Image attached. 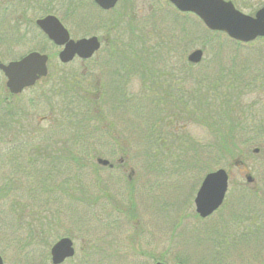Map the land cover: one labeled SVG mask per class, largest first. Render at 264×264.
I'll return each mask as SVG.
<instances>
[{
    "label": "rangeland",
    "instance_id": "obj_1",
    "mask_svg": "<svg viewBox=\"0 0 264 264\" xmlns=\"http://www.w3.org/2000/svg\"><path fill=\"white\" fill-rule=\"evenodd\" d=\"M27 1H31L32 6L26 11H22L21 8L14 10L15 4L7 5L4 12H0V22L33 20L50 13L58 17L72 38L85 35L104 37L105 40L108 35L112 38V44L102 40L95 59L101 66L94 67L85 79H90L92 86L97 82V88L105 91L103 97L100 95L101 112L105 121L117 124L123 137L125 123L130 122L138 126L136 135L143 133V124L130 111L109 109L114 102L109 98L112 87L110 81L117 80L118 77L107 75L111 74L113 65L106 63L104 55L115 53L122 56L121 50L126 51V43H133L138 47V42L145 38H149L147 44L152 46L158 42L167 44L162 55L179 56L173 58L170 65H174L179 71H191L195 76L192 78L194 80L206 77L204 82L210 86L217 74L222 75V72L226 73L231 67L232 73H235L233 77L238 78L235 79L237 92L233 89L230 92L233 91L239 96L236 102L239 107L240 104L244 107L243 113L241 112L244 123L233 157L226 154L221 157L215 155L214 138L197 122L187 123L184 129L178 127L180 130L178 133L183 139L171 143L168 151L161 150L158 141L143 136L141 138L139 135L137 138L132 137V141H126L127 145L123 141L118 143L122 151L130 150L126 153L129 156L127 163L133 167L135 173L133 183L137 184L138 202L141 203L142 200L145 210L139 212L137 221L119 213H113L110 218H102L101 221L98 206L59 200L60 191L46 193L40 188L41 176H44V173H40L41 170L35 173L31 160H28L33 156L30 149L31 139L34 138L30 133L39 117L48 115L50 109L46 101L45 103L39 99L37 90L26 91L14 97L13 101L17 102L16 110L20 113L18 115L16 112L17 119L19 118L25 126V132L16 133L12 138L0 137V172H4L5 183L12 182L10 185L12 190H9L4 201L0 202V232L3 231L5 241H9L8 244L0 243L2 250L0 251L4 253L5 260L10 264L13 261H18L19 264H40L47 256L49 262L50 243L60 237L69 236L75 249L74 256L70 259L72 264H154L149 262L147 257H158L160 254L165 255L168 262L173 264L174 260L180 258L178 251L181 252V260L188 264H196L199 261H203V264L261 262L264 259L262 239L263 243L259 245V249H255V245L248 247L244 243L241 256L237 253L227 256L219 252L221 234L215 235L214 228L223 229L222 224L230 221L228 224L230 231L233 229L244 231L246 229L244 226L252 225L255 221L253 218L239 223L238 226L231 223L233 221L231 213L237 207L235 206L237 201L241 202V183H246L247 174L252 176L253 183L245 185L247 191L241 205L244 202L245 207L254 209L253 214L260 213L264 216V39H256L249 43L236 42L224 33L209 31L195 15L178 12L167 0H134V14H121L120 25L117 28L113 26L111 28L110 21L121 12V7L112 12L102 13L96 10L91 0ZM261 1L264 2L255 0L256 8ZM149 5L152 6L150 12ZM238 7L245 13L250 11L243 8L239 1ZM143 23L152 25L143 26ZM183 27L193 36L189 48L186 46L180 48L179 43H173L174 37L179 41L178 37ZM36 33L34 42L37 47L43 48L44 52L55 50L53 45L42 38L38 30ZM118 39L121 42H117ZM14 41L12 28L7 24L0 25L2 61L12 59L14 55L28 49L27 43L16 44ZM41 44L44 47H41ZM111 46L114 47V52L110 50ZM195 48L202 49L203 56L199 63L190 64L186 57ZM239 79L243 80V86L247 85L243 93H240L243 87L242 81L238 82ZM180 84L190 88L194 86L190 80ZM128 85L136 91L139 87L138 78L132 75ZM4 92V82L0 74V102ZM49 124L51 123L43 122L42 126L47 127ZM66 131L74 142L72 155L77 158L78 163L68 160V166L64 164V173H67L68 179L73 177L71 183L77 185L83 183L88 176L94 179L95 169L92 166L95 157L92 155L99 149L95 141L96 130L90 134H86L85 128L74 127ZM255 147L259 148L257 153L252 151ZM76 148L85 151L83 154H77ZM117 154L111 158L114 164L119 156ZM235 159L241 161L240 164H233ZM80 164L83 165L81 171L78 170ZM150 165L153 170L148 172L146 167ZM210 168L211 170L224 168L229 173L226 197L222 205L208 218L195 219L193 198L204 174L210 171ZM126 174L127 172H120L114 175L118 187H125ZM45 184L47 185V182ZM31 230L41 235L39 239L41 241L35 239L31 247L18 251L16 247L22 246V240ZM46 231L50 236L47 238L48 243L44 242Z\"/></svg>",
    "mask_w": 264,
    "mask_h": 264
},
{
    "label": "flooded vegetation",
    "instance_id": "obj_2",
    "mask_svg": "<svg viewBox=\"0 0 264 264\" xmlns=\"http://www.w3.org/2000/svg\"><path fill=\"white\" fill-rule=\"evenodd\" d=\"M134 0H117L116 4L107 10L102 9L99 7L93 0H91L92 4L96 8L97 11L102 13L112 12L117 8L121 9V14L123 13H130L131 15L134 14L133 4ZM230 1L236 9L243 12L238 7V1L241 2V5L243 8H248L250 11L249 13L253 15L256 10H258L262 5H264V2L261 1L259 6L255 7V0H227ZM237 1V3H236ZM27 0H11L9 2H6V0H0V12H4L5 7L7 6L6 3L15 4L14 10L22 9V11L29 10L32 6V2ZM8 5V6H9ZM152 9V6H148V11L150 12ZM245 13V12H244ZM46 15V14H45ZM141 15V14H140ZM23 15L21 14L20 17ZM143 16V15H142ZM19 17V18H20ZM43 17V16H40ZM141 17V16H140ZM121 19V18H120ZM37 18H34L33 20H27L22 21L19 19L18 22L8 23L5 21L0 22V25L7 24L8 27L12 28L14 33V42H17L16 44L20 43H27L28 49L25 51H22V53H19L18 55H14L12 59H9L7 61H2L0 58V62L3 64H8L11 61L20 60L22 57L27 55L28 53L32 51H38L40 53H44L47 55L46 59V74L39 76L34 83L31 86H26L22 88V90L19 93H11L6 88V77L4 73L0 70V74L3 78L4 87H5V94L3 95L1 102H0V112H3L6 107H12L16 112V105L17 102L13 101L14 97L19 96L20 94L26 92V91H33L37 90L39 92V99L46 101L49 107V114L39 117V119L36 121L35 125L32 127L34 132L31 133L34 139L32 140L31 145V152L34 156V162L41 164L42 166L35 165L32 167L34 172L38 171H44V178L47 181V184L49 185V188H56V190L50 189L49 192L53 191H60L61 197L59 200H70L71 202H81V203H88L89 205L98 206L99 210V219L102 218H110L113 213H119L126 216V218H133V220H138V214L139 212L145 210L142 204L138 202V195H137V184L134 182L135 173L133 170V167H131L127 162L129 161L128 154L130 150L122 151L121 145H118V143H123L128 140L132 141V137L139 135V137L142 138L145 137L146 139H152L154 141H158L159 148L161 150L168 151L170 148L171 143L181 140V136L178 133V130L180 127L181 129L185 128V125L189 122H194L191 120H187L186 122L180 121L179 114H178V106L175 105L178 100H180L179 91L183 90L185 93L192 92L195 93L197 89L203 88V86L197 87V83L203 84L206 77H203L201 80H194L195 76H193L191 71H184V70H177L175 69L174 65H170V62H172L173 58H177L175 54H167L162 55L161 58L163 59V62L160 63V69L156 71H144L143 74H155L159 75L160 78V85L157 87V90L159 91H167V94H163L160 96V99L162 101L160 102V107L157 109L158 111V117L159 119L156 121V116L153 115V110L143 109L140 110L139 113L135 112L133 110L132 103L134 99H143V96H139L134 94L135 91H133L128 83L130 79L132 78V75H135L137 77V74L133 73L132 70L129 68V64L125 62V58L123 56H118V54L111 53V54H105L104 57H106L104 60L109 63H111L113 66V70L111 74L107 75H114L116 76L121 75V77H125L126 79V85L120 87V90L125 91L126 96L125 102H113L112 106L120 107L118 110H127V112H131L135 114L136 118H139L143 124V133L136 135L138 126H134L132 123H125L124 125V135L123 137L122 131L117 128V124L112 122H107L104 119V115L101 112L102 103L100 101V94L105 93V91H102L100 89H95L96 83L94 86H92L90 79H85V76L90 73L91 70H93L94 67L101 66L100 63H97L96 57L97 52L94 53L89 58H82L77 55H75L71 60L67 62L60 61L58 57L59 51L63 48V46L54 45L51 40L48 39L46 34L42 32V30L36 25ZM151 23H143L144 25L149 26ZM120 25L118 23L115 27L117 28ZM152 25V24H151ZM39 31V34L42 36V38L49 43L53 49L55 47V50L53 51H43V48L37 47L36 42H34L35 38L37 37L36 31ZM90 35H85L82 37H88ZM3 37V33H2ZM81 38V37H78ZM100 40V44L102 43V40L104 37H98ZM77 39V38H74ZM263 39V38H261ZM105 40V39H104ZM107 40V39H106ZM105 40V42H106ZM175 41V40H173ZM175 43V42H174ZM41 47H44L41 44ZM101 47V45H100ZM99 50V49H98ZM110 50H114V47L111 46ZM123 57V58H122ZM179 57V56H178ZM165 59V60H164ZM179 59L176 61L178 62ZM77 64V66L74 67V65ZM180 67V65L178 66ZM202 77V76H201ZM184 83L185 81H192L194 83L193 87L181 85V82ZM241 84L243 83V80H241ZM75 82V84H73ZM111 82V81H110ZM149 82V81H148ZM209 84V83H208ZM92 87L94 88V92L91 90ZM207 89L210 88V86H207ZM242 90L240 93H243L244 87L246 88L247 85L242 84ZM85 88L88 89L89 93H95L93 96L96 101H98V104L95 103L94 111L97 115L95 118V128L96 130V144L99 147V149L94 151V154L92 157H95V163H93L92 168L95 169V176L94 179L90 176L87 177V179L83 183H79V185L76 184V187L72 190V192H69L68 189V183L71 179H68L67 173H64V164L68 166V154L72 153L68 152L67 147L69 146L68 141L70 135H68L65 132V128L67 126V118L65 115L67 114L66 111V104H67V94H75L80 97L81 100H83V95ZM152 86H139L136 91H144V89H152ZM156 89V88H155ZM172 92V94H171ZM114 93V92H113ZM169 94V95H168ZM173 95V96H172ZM145 100V99H143ZM100 101V103H99ZM45 102V103H46ZM243 105V104H242ZM244 107H242L243 109ZM115 111V110H114ZM19 115L20 113L17 112ZM155 114V113H154ZM177 119V120H176ZM43 122H50L49 126L43 127ZM202 125V124H200ZM206 130L207 128L202 125ZM95 136V135H94ZM4 137V136H2ZM11 138L13 137L10 136ZM183 139V138H182ZM184 141V140H183ZM18 142V140L16 141ZM70 142L74 143L72 140ZM71 143V144H72ZM74 145V144H73ZM127 145V143H126ZM105 149H103V148ZM76 153H82L85 150H82L80 148L79 150L76 148ZM163 152V151H162ZM90 153V152H88ZM119 153V154H117ZM146 153V152H145ZM119 155L115 164L112 162L111 158H113L115 155ZM38 155V156H37ZM154 155V154H153ZM91 156V155H90ZM92 157L90 159L92 160ZM97 159H103L106 160V164L99 163ZM78 163L77 161H75ZM241 162V161H240ZM83 165H79V171L82 170ZM48 171L52 170L51 177L47 173ZM146 170L148 172H151L153 170L152 165L147 166ZM124 172L127 174L125 175V187L120 188L117 186V181L114 180V175L116 173ZM84 173V172H83ZM115 173V174H114ZM208 173V172H206ZM205 173V174H206ZM66 177H64V175ZM123 176V175H121ZM43 178V179H44ZM93 179V181H92ZM42 181V180H41ZM40 181V183H41ZM10 182V181H8ZM72 182V180L70 181ZM247 183H253L252 182H246L241 183V190H242V198L241 202L243 201V197H245L244 193L247 191V188L245 185ZM4 184H5V178H4V172H0V202L4 201L6 198V194L4 193ZM201 184V182H200ZM198 185L194 198L196 196V193L199 189ZM43 185V184H41ZM75 185V184H74ZM51 186V187H50ZM228 190V189H227ZM254 191V189H253ZM227 193V191H226ZM71 194V196H70ZM225 199V198H224ZM224 199L222 203L224 202ZM56 200V198H54ZM241 202L236 203L235 206H237L235 209L232 210L233 213H231V218L233 221L231 223L233 225L238 226L239 223L247 220H251L254 218L253 224H248L244 226L246 228L244 231H238L236 229H233L230 231L228 229L229 222H224L222 224L223 229L214 228L215 229V235L218 236V234H221L219 238V245L221 247V251H219L222 254H226L227 256H231V253H237L239 256L242 255L243 251L241 248L244 246V243L246 246L250 247V245H255V249L260 248V244L264 241V216L260 213L253 214L254 209L247 208L244 206V202L241 205ZM139 203V204H138ZM222 203L219 205V207L222 205ZM143 207V208H142ZM218 207V208H219ZM217 208V209H218ZM234 208V206H233ZM216 209V210H217ZM215 210V211H216ZM214 211V212H215ZM251 211V212H248ZM194 218L195 219H206L210 215H212L214 212H212L210 215L206 217H201L197 212L194 204ZM193 216V215H192ZM102 221V220H101ZM180 225V223H178ZM249 228V229H247ZM48 231H46V237L44 238V242L48 243L47 238H50V236L47 234ZM68 237L69 236H64ZM263 241H262V240ZM5 235L4 232H0V243L6 242L7 244L9 241H5ZM19 241V240H18ZM41 241V240H39ZM54 243V242H53ZM53 243H50L49 247V262H47L48 257L46 256L43 260L40 262V264H53L51 261V255H50V249L53 245ZM264 244V243H263ZM33 245V244H31ZM31 245H25V246H18L16 247L18 251H21L23 249H27L31 247ZM72 245L74 248L73 240ZM6 247H10L8 245H5ZM20 249V250H19ZM1 250V249H0ZM2 251V250H1ZM0 251V264H10L5 260V255L3 252ZM75 253V249H74ZM180 251H178V257L176 261H173V264H188L187 262H184L181 260ZM74 256V254L70 257L65 258L61 263L59 264H72L70 262V259ZM148 256V255H147ZM206 258V257H205ZM149 259V262H152L154 264H157L158 262L163 264H171L169 263L166 256L160 254L158 257H147V260ZM148 263V262H147ZM208 263V262H205ZM12 264H19L18 261H13ZM35 264V263H31ZM196 264H203V261L196 262ZM258 264H264V259Z\"/></svg>",
    "mask_w": 264,
    "mask_h": 264
},
{
    "label": "trees",
    "instance_id": "obj_3",
    "mask_svg": "<svg viewBox=\"0 0 264 264\" xmlns=\"http://www.w3.org/2000/svg\"><path fill=\"white\" fill-rule=\"evenodd\" d=\"M9 1L11 0H6V2ZM6 5H9V3H6ZM73 8L75 7H72V9ZM120 16L121 13L119 12L116 18L113 17L111 19V28L112 26L114 28L119 23ZM191 37H193L192 34L183 27L181 29L180 36L178 37L179 41L176 37H174L173 40L175 41H173V43H179L180 48H183L184 46H186V48H189V46L192 45ZM148 40L149 38L141 39L138 42V47L134 46L133 43H126V51L121 50V55L125 58V62L129 64V68L132 70V72L134 74H137L139 86L153 87L152 89H144V91L142 92H134V94L136 95L143 96V99L145 100L134 99L133 101L135 102L132 103L133 110L137 113H139L140 110L142 111L143 109H148V111L153 110V112L155 113H153V115L156 116L157 121L159 119L157 109L160 107V102L162 101V99H160V96L164 93L167 94L168 92L157 90V87L160 85L159 75L143 74L142 72L156 71L161 68L159 66L160 63L163 62L161 56L163 53V48H166L167 44L163 45V43L158 42L152 46L151 44H147ZM112 41V38H110V36L108 35L107 43L112 44ZM117 42H121L120 39H118ZM203 42L205 45V41ZM220 74L221 73L217 74V77H215L212 86L205 82L203 84L197 83V87L202 85L203 88L197 89L195 93H185L183 90H180L178 92L180 95V100H178L175 105L178 106V119L180 121H195L207 128L215 141L213 143L215 155L217 154L221 157L226 154L229 157H233L234 150L237 147L236 143L237 140H239L240 131L242 130L244 123V118L241 117V112L243 113L242 106L240 104V108L238 102H236L239 96H236L233 93V91L237 92V87L235 88V79H237L238 77H233L235 73H232L231 67L228 68V71L226 73L222 72V75ZM116 77H118L117 80H111L110 85L112 87L109 92L110 101H114L117 103L125 102L124 97L126 96V93L125 91L120 90V87L126 85V79L125 77H121V75L118 74L116 75ZM241 80L242 79H239L238 82H240ZM73 84H75V82ZM206 85L210 86V88L207 89ZM94 88L98 89L97 86ZM231 89H233L232 92H230ZM239 92L240 91L238 90V93ZM104 94L105 93H101L100 95H102L103 97ZM94 95L95 93H89L87 88H85L83 100H81L80 97L78 98V96L75 94H67V114L65 115V117L67 118L66 127L71 129H74V127H77L78 129L85 128L86 134H90L94 131V122L97 116L94 111L95 103H97V101L93 97ZM119 108L120 107L115 106L109 107L111 111L118 110ZM24 127L25 126L21 123L20 119H17L16 111L12 107H6L3 112H0V137L12 135L14 136L16 133L20 134L22 132H25ZM68 128H66V130ZM66 130L65 132L68 134ZM32 132H34L33 128L31 133ZM70 140L71 139H69L68 141V152H71L74 146V143L70 142ZM28 160H31V164L33 166L35 165L36 162H34V156H31ZM68 160L76 161L77 158L73 156L72 153H69ZM46 170L51 177L52 170L48 171V168ZM35 173H39V171ZM40 173L45 172L40 171ZM44 176H41L42 181L40 184H45V182H47ZM70 181L68 183V189L71 193L72 190L76 187V184L74 185ZM11 184L12 182L4 184L5 194H7L9 190H12L10 188ZM40 188H42L46 193H48L50 189H52L53 191L56 190V188H49L48 184H45V186L41 185ZM12 210H14V208H12ZM40 236L41 235L38 232L34 233L33 230H31L28 236H25V238L22 240V246L33 244L35 242V239H37L38 241L41 238ZM219 249L221 250V247H219Z\"/></svg>",
    "mask_w": 264,
    "mask_h": 264
},
{
    "label": "water",
    "instance_id": "obj_4",
    "mask_svg": "<svg viewBox=\"0 0 264 264\" xmlns=\"http://www.w3.org/2000/svg\"><path fill=\"white\" fill-rule=\"evenodd\" d=\"M93 1L104 10L112 8L117 2V0ZM168 1L180 12L195 14L208 30L222 32L236 42L248 43L258 37H264V5L256 10L253 15H248L236 9L227 0ZM36 25L55 45L63 46L58 53L62 62L71 60L75 55L89 58L100 47V41L95 35L76 40L70 38L67 29L53 14L37 18ZM202 56V49L195 48L188 53L187 60L191 63H198ZM46 59V54L32 51L20 60L11 61L8 64L0 62V70L6 77V88L11 93L16 94L22 88L31 86L39 76L46 74ZM252 151L257 153L259 148L255 147ZM97 161L102 164L107 163L103 159H97ZM238 163L237 159L234 160V164L237 165ZM228 179L229 173L223 168H218L204 175L194 199L196 212L201 217L210 215L222 203L227 190ZM245 179L247 182L253 181L249 174L245 176ZM73 254L72 240L68 237H61L50 249L53 264H59ZM157 264L163 263L158 262Z\"/></svg>",
    "mask_w": 264,
    "mask_h": 264
}]
</instances>
